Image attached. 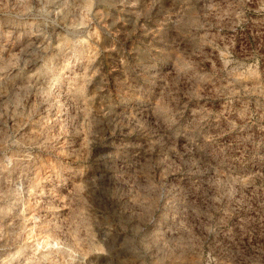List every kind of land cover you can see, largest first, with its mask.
Returning <instances> with one entry per match:
<instances>
[{
	"label": "rangeland",
	"instance_id": "1",
	"mask_svg": "<svg viewBox=\"0 0 264 264\" xmlns=\"http://www.w3.org/2000/svg\"><path fill=\"white\" fill-rule=\"evenodd\" d=\"M0 264H264V0H0Z\"/></svg>",
	"mask_w": 264,
	"mask_h": 264
}]
</instances>
